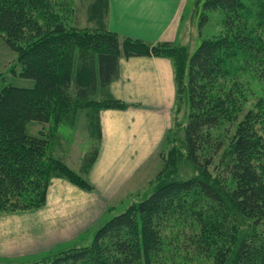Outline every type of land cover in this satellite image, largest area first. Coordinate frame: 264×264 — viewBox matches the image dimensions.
<instances>
[{
    "label": "trees",
    "instance_id": "16d2710c",
    "mask_svg": "<svg viewBox=\"0 0 264 264\" xmlns=\"http://www.w3.org/2000/svg\"><path fill=\"white\" fill-rule=\"evenodd\" d=\"M68 1L0 0V36L18 54L21 75L35 80L32 87L0 86V212L44 205L56 177L92 188L86 175L99 155V111L128 106L110 88L123 55L172 60L187 122L147 195L102 224L88 245L27 264H264V38L244 1L202 0L200 26L208 11L220 10L224 31L202 38L191 53L109 30L108 0H90L93 28L77 26ZM236 56L244 68L258 65L260 96L231 76ZM84 107L97 143L75 172L27 125L59 123Z\"/></svg>",
    "mask_w": 264,
    "mask_h": 264
},
{
    "label": "rangeland",
    "instance_id": "374dc122",
    "mask_svg": "<svg viewBox=\"0 0 264 264\" xmlns=\"http://www.w3.org/2000/svg\"><path fill=\"white\" fill-rule=\"evenodd\" d=\"M201 1L189 0L179 26L178 38L173 41H162L179 44L191 53L199 46L202 38L222 34L224 13L220 10L208 11L207 21L200 26ZM243 1L244 12L254 32L260 33L264 38V27L259 24L264 11L263 0ZM89 2L90 0L68 1L69 7L74 8L72 17L73 23L77 26L93 28L92 23L89 25L86 18ZM243 61V59L239 61L238 56L232 59L229 64L231 76L242 81L250 88L254 97H258L263 93V81L256 70L258 65L253 63L251 67L244 68L241 66ZM21 71L18 54L0 36V86H34L35 80L22 76ZM174 82L175 98L171 106L170 124L157 147L138 165H133L125 154L120 158L119 154L117 158L113 151L105 153L102 150L101 139L98 158L86 175L91 189H84L61 177L70 185L78 187L81 193L68 191L64 186L60 189V186H57L51 194L50 202L47 193V200L42 206L0 212V264H27L69 247L86 246L102 224L152 190L158 172L163 166V155H167L169 149L174 146L181 145L183 130L180 127L187 122L186 103L180 104L176 98L175 72ZM102 110L104 109L99 111V118ZM90 113L91 109L84 107L74 116L65 117L59 123L32 121L28 123L27 128L33 135L48 137L52 142L53 154L62 157L68 166L79 172L84 155L97 143L89 124ZM172 130L176 132L175 141L168 142L165 137L169 133L172 135ZM184 161H180L181 167ZM71 189L74 190L73 187ZM58 190L61 195L57 193ZM59 201H62L61 205L58 204Z\"/></svg>",
    "mask_w": 264,
    "mask_h": 264
},
{
    "label": "crops",
    "instance_id": "0c3cea01",
    "mask_svg": "<svg viewBox=\"0 0 264 264\" xmlns=\"http://www.w3.org/2000/svg\"><path fill=\"white\" fill-rule=\"evenodd\" d=\"M188 2L108 0L105 25L121 36L152 42L173 41L180 34L179 26ZM110 88L117 98L129 106L101 111L102 150L105 153L113 151L117 158L119 154V158L125 154L136 166L157 147L170 124L171 106L175 98L173 62L170 58L154 55H123L120 58L119 76L112 81ZM57 186L81 193L78 187L70 185L64 178L56 177L48 188L49 202ZM57 193L61 195L59 190ZM61 202L58 204L61 205Z\"/></svg>",
    "mask_w": 264,
    "mask_h": 264
}]
</instances>
